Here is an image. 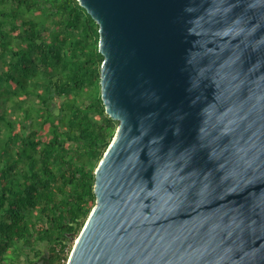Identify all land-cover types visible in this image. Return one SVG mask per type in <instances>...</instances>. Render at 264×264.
<instances>
[{
  "label": "water",
  "instance_id": "water-1",
  "mask_svg": "<svg viewBox=\"0 0 264 264\" xmlns=\"http://www.w3.org/2000/svg\"><path fill=\"white\" fill-rule=\"evenodd\" d=\"M118 124L66 264H264V0H78Z\"/></svg>",
  "mask_w": 264,
  "mask_h": 264
},
{
  "label": "trees",
  "instance_id": "trees-1",
  "mask_svg": "<svg viewBox=\"0 0 264 264\" xmlns=\"http://www.w3.org/2000/svg\"><path fill=\"white\" fill-rule=\"evenodd\" d=\"M78 0H0V264H62L117 120Z\"/></svg>",
  "mask_w": 264,
  "mask_h": 264
},
{
  "label": "built area",
  "instance_id": "built-area-1",
  "mask_svg": "<svg viewBox=\"0 0 264 264\" xmlns=\"http://www.w3.org/2000/svg\"><path fill=\"white\" fill-rule=\"evenodd\" d=\"M74 242V241H73ZM73 245V244H72ZM71 250V249H70ZM70 250H69V252H70ZM69 252H68V254H69ZM66 261H67V259H65V260H63V263L62 264H66Z\"/></svg>",
  "mask_w": 264,
  "mask_h": 264
},
{
  "label": "rangeland",
  "instance_id": "rangeland-1",
  "mask_svg": "<svg viewBox=\"0 0 264 264\" xmlns=\"http://www.w3.org/2000/svg\"><path fill=\"white\" fill-rule=\"evenodd\" d=\"M73 241H74V239H73ZM73 241H72V243H71V244H73Z\"/></svg>",
  "mask_w": 264,
  "mask_h": 264
}]
</instances>
